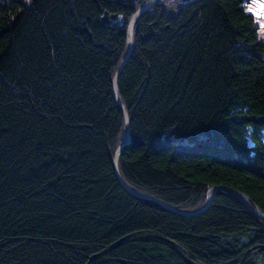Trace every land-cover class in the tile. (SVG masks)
Here are the masks:
<instances>
[{
	"label": "trees",
	"instance_id": "1",
	"mask_svg": "<svg viewBox=\"0 0 264 264\" xmlns=\"http://www.w3.org/2000/svg\"><path fill=\"white\" fill-rule=\"evenodd\" d=\"M146 1L0 0V264H264V221L232 195L184 215L116 176L112 78ZM169 3L117 75L119 173L180 210L226 186L264 213L260 2Z\"/></svg>",
	"mask_w": 264,
	"mask_h": 264
},
{
	"label": "water",
	"instance_id": "2",
	"mask_svg": "<svg viewBox=\"0 0 264 264\" xmlns=\"http://www.w3.org/2000/svg\"><path fill=\"white\" fill-rule=\"evenodd\" d=\"M121 1V0H120ZM160 0H149L145 3H143L142 5H140L135 11L134 13L130 16L128 22H127V26H126V40H127V51L125 52L113 78H112V92H113V96L116 100V102L121 106L122 108V114H123V134H122V140L120 142V144L117 146L115 152H114V156H113V166H114V170L116 173V176L120 182V184L122 185V187L129 192L131 195L141 198V199H146L149 200L151 202L156 203L157 205L163 207L166 210L169 211H173L179 214H184V215H195L200 213L201 211H203L204 209L207 208V206L209 205V203L211 202L213 196L215 195L216 191H223L229 195H232L233 197H235L239 202H241L250 212H252L253 214H255L257 217H259L260 219H262L264 221V213L257 207H254L253 205H251L248 200L246 199V196L237 190H233L231 188H228L226 186H212L208 189L207 191V195L206 198L203 202V204L197 208L196 210L193 211H184V210H180L176 207H173L167 203H164L163 201L159 200L158 198L152 196V195H148L146 193L140 192L134 188H132L131 186H129L121 177L119 170H118V157L119 154L122 150V148L128 144L129 140H130V133H129V117H128V113L126 111V109L124 108L123 104L120 101L119 95H118V90H117V75L120 72L123 64L125 63L128 55L130 54L132 48H133V31H134V24L137 20V18L139 16H141L144 12H146L147 10L151 9L153 6L159 4ZM113 19H116V15L114 13H103V15L101 16V20L103 22H110L113 21ZM170 134L165 135V138L168 139ZM182 140V139H181ZM259 249H263L264 250V246L259 247Z\"/></svg>",
	"mask_w": 264,
	"mask_h": 264
},
{
	"label": "rangeland",
	"instance_id": "3",
	"mask_svg": "<svg viewBox=\"0 0 264 264\" xmlns=\"http://www.w3.org/2000/svg\"><path fill=\"white\" fill-rule=\"evenodd\" d=\"M147 1H149V0H147ZM147 1H146V2H147ZM160 1H162V0H160ZM169 1H171V0H164L165 4H167V5L170 4ZM255 10H256L257 12H259V9H258V8H255ZM117 20L119 21V20H120V17H119ZM254 259H256V260L260 263V261H261V255H256V256H254Z\"/></svg>",
	"mask_w": 264,
	"mask_h": 264
}]
</instances>
